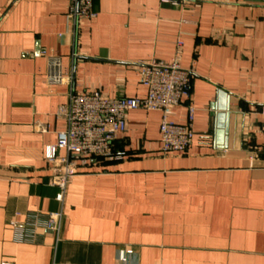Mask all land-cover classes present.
I'll list each match as a JSON object with an SVG mask.
<instances>
[{"label": "crops", "instance_id": "0c3cea01", "mask_svg": "<svg viewBox=\"0 0 264 264\" xmlns=\"http://www.w3.org/2000/svg\"><path fill=\"white\" fill-rule=\"evenodd\" d=\"M69 1L0 0V264H264V0H93L75 33ZM44 51L64 83H47ZM176 58L193 77L172 118L195 105L191 146L164 153L161 113L132 110L123 156L89 159L59 203L44 150L69 93L144 97L138 65ZM60 209L59 241L17 238L13 220Z\"/></svg>", "mask_w": 264, "mask_h": 264}, {"label": "built area", "instance_id": "2783aa9c", "mask_svg": "<svg viewBox=\"0 0 264 264\" xmlns=\"http://www.w3.org/2000/svg\"><path fill=\"white\" fill-rule=\"evenodd\" d=\"M98 15L93 0H70L67 17L69 27L76 32L83 20H92ZM183 42L178 41V47ZM50 68L46 78L49 84L64 83L67 77L62 72V61L49 55ZM139 81L146 87L144 97H110L98 90H72L66 104L60 105L58 117L65 120L64 130L57 132L56 142L48 144L44 157L51 163L49 184L58 188L55 199L63 204L67 188L91 158L108 160L121 158L123 152H115L113 141L127 129V115L132 110L159 111L161 113L160 144L164 153H179L188 149L194 139L193 122L196 107L188 105L186 121L178 123L172 118L173 109L190 100L192 71L183 67L179 58L171 62L152 59L138 65ZM64 151L65 154H60ZM62 209L52 212H31L24 222L13 220L20 241L35 240L36 230L44 227L56 234L59 241L63 227ZM123 260L125 254L121 255ZM1 264H14L2 262Z\"/></svg>", "mask_w": 264, "mask_h": 264}, {"label": "water", "instance_id": "95a60500", "mask_svg": "<svg viewBox=\"0 0 264 264\" xmlns=\"http://www.w3.org/2000/svg\"><path fill=\"white\" fill-rule=\"evenodd\" d=\"M224 110H228V107L226 106ZM217 137L220 139V145L224 141L223 145H225V139L227 138V132H228V113L226 114H219V120H218V126H217Z\"/></svg>", "mask_w": 264, "mask_h": 264}]
</instances>
